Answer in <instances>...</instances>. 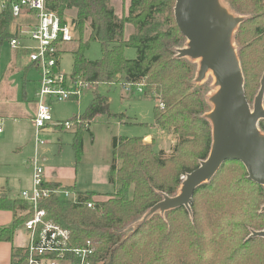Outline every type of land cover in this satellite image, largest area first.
<instances>
[{
	"label": "trees",
	"instance_id": "1",
	"mask_svg": "<svg viewBox=\"0 0 264 264\" xmlns=\"http://www.w3.org/2000/svg\"><path fill=\"white\" fill-rule=\"evenodd\" d=\"M44 1L46 10L55 13L62 24L69 23L77 35L76 44L68 51L60 48L55 55L54 72L60 71L62 54L67 52L73 57L63 87L70 83L124 86L143 79V95L156 101L152 110L154 126L174 139L167 154L155 151L152 143H145L141 137H112L108 171L112 192L76 193L73 202L51 194L40 202L44 221L67 234V248L92 242V264H264V240L251 237L253 232L263 230H252L247 239H242L243 219L251 221L255 217L264 223V212L255 214V203L243 195H239L240 201L234 202L233 209L223 208L213 186V179L224 167H240L244 171L240 162H225L208 183L199 186L190 211L181 207L144 219L164 196L178 194L180 177L198 168L208 157L212 143V127L206 118L211 105L201 94L202 85L195 82L196 63L176 57L185 38L174 21L175 0H128L127 13L121 18L109 6V0ZM220 3L232 16L243 20L232 35V42L236 44L243 90L249 103L250 92L264 75V0ZM0 11L1 47L16 38L18 30L12 26L15 18L10 9ZM69 11L74 12L70 22L65 20ZM127 25L133 33L126 37ZM91 43L99 45L100 59L85 58ZM128 47L135 51L133 59L124 57ZM21 55L27 57L26 52ZM108 104L109 98L95 91L77 118L79 121L76 117L69 120L77 126L72 133L76 161L83 151L82 135L89 133L94 119L100 115L116 118L106 108ZM258 128L264 134V120L258 122ZM183 158L188 159L187 164ZM242 177L229 181L224 189L232 192L244 186L255 191L257 184L246 179V172ZM44 187L51 192L70 190L58 183H45ZM196 199L207 205L198 207ZM238 204L244 207L238 209ZM0 210L13 213L12 224L0 228V242L12 243L15 231L31 219V210L23 200L3 195ZM26 258L27 247H12L10 264H26Z\"/></svg>",
	"mask_w": 264,
	"mask_h": 264
},
{
	"label": "rangeland",
	"instance_id": "2",
	"mask_svg": "<svg viewBox=\"0 0 264 264\" xmlns=\"http://www.w3.org/2000/svg\"><path fill=\"white\" fill-rule=\"evenodd\" d=\"M108 4L119 18L126 15L128 0H109ZM73 16L74 12L69 11L65 16V20L70 22V18ZM12 26L14 27V25ZM11 30L12 27H10ZM132 33L133 28L127 25L125 27V36L127 37ZM76 38L77 35H75L72 43L64 46L66 51H68L67 49L70 46L76 44ZM232 46L236 52V44L232 42ZM186 47L187 41L184 40V43L178 49ZM11 55L12 50L8 42H4L0 47V74L4 72L7 74V65L11 59ZM84 56L91 61L100 59L101 52L99 45L97 43H91L85 51ZM124 57L133 59L135 57V51L129 47L125 48ZM72 60V55L67 52L61 55L59 70L65 74V78H67L71 71ZM25 62V58L18 60L17 66L15 65L14 69L23 68ZM194 62L196 63V70L198 71L199 60H194ZM34 78L36 76L33 72H28L26 75L23 72H14L10 77L6 76L4 80H0V112L8 113L7 111L11 107L22 108L25 116H31L28 104L23 101V95L29 96L31 94L32 84L30 81ZM198 84L200 86L202 85L200 89L201 94L208 99L217 91L214 85L213 75L210 71L206 72L204 79ZM259 87L260 81L249 94V105L251 109ZM125 88V86L120 85H112L109 87L103 84L98 86L84 85L80 87L81 92L79 96L71 98L75 100H68L62 103L57 101L51 102L52 123H55L69 121L73 117L77 118L82 115L92 100L93 90L109 98L108 111L111 115H115L116 118L112 116L108 118L107 115H100L94 119L91 124L93 142L90 141V135L88 133H83V151L79 161H76L73 150L72 133L75 132L76 125H73L74 128L69 132H65L62 127L53 128H60L62 133L53 132L48 135L45 132L42 138L46 141V144L36 146L35 148L32 136L33 126L29 121L18 120L16 121L18 123L2 121L1 126L4 134L0 136V186L9 191L11 196H16L17 193H21L24 190L31 191L33 187L32 164L36 161L44 174L51 170H63L67 176H70V170L76 169V190L78 191L110 192L111 188L107 183V174L111 137L143 138L149 135L148 138H143L145 143L151 142L155 151L163 150L169 154V149L173 145L174 139L169 134L161 132L154 126L152 110L156 105L155 99L137 93H130ZM132 92H135V88L132 89ZM120 121H124L125 123H120ZM182 161L185 164L188 163L187 158H183ZM245 172V169L243 171L240 167H224L213 179V186L216 187L217 197L223 202V208L233 209L234 202H239V195H243L251 198L255 203L254 213L259 215L264 206L263 186L256 185L257 187L253 188L255 191H251L250 187L244 186L237 187L232 192L224 189L229 181H232L234 178H244L242 176ZM184 179L185 176H181L180 182L182 183ZM64 192L66 191H61L62 194ZM72 198L73 195L69 193V199ZM195 203L198 207L200 205H207L204 200L199 201V199L198 202L196 199ZM243 207L244 204H238V209ZM188 211H190V207ZM246 219H243L244 223H242L245 231L242 239H247L252 230H264V223H260L259 218L252 217L251 221Z\"/></svg>",
	"mask_w": 264,
	"mask_h": 264
},
{
	"label": "water",
	"instance_id": "3",
	"mask_svg": "<svg viewBox=\"0 0 264 264\" xmlns=\"http://www.w3.org/2000/svg\"><path fill=\"white\" fill-rule=\"evenodd\" d=\"M173 16L187 41L176 57L199 60L197 83L208 71L214 78L217 91L208 99L212 108L206 116L212 127V143L208 157L185 176L179 193L164 196L144 219L156 212L164 214L181 207L188 210L195 190L208 183L225 162H240L247 179L264 187V134L258 128V122L264 120V75L251 109L232 46V35L243 20L232 16L220 0H175ZM251 237L264 240V230L253 232Z\"/></svg>",
	"mask_w": 264,
	"mask_h": 264
},
{
	"label": "built area",
	"instance_id": "4",
	"mask_svg": "<svg viewBox=\"0 0 264 264\" xmlns=\"http://www.w3.org/2000/svg\"><path fill=\"white\" fill-rule=\"evenodd\" d=\"M9 8L13 18L31 14L35 23L18 29L16 38L9 42L12 49L26 52L27 60L38 71V87L36 91V112L32 119L35 145H44L42 138L46 127L52 122L50 102H66L79 96L81 83L68 84L64 73L54 72L56 67L55 55L60 48L68 46L75 39V31L69 24H62L60 18L53 12L46 10L44 0H0V10ZM143 79L136 84H125V90L130 93L143 95ZM87 86V85H86ZM135 88V92L132 89ZM78 118V117H77ZM78 122L79 120H77ZM64 130H70L74 123L65 121L57 124ZM56 125V126H57ZM2 126L0 122V133ZM33 167V187L31 191L21 192L19 198L31 210V219L24 225L29 240L27 245L26 264H92L95 246L86 241L82 247L67 248L68 236L59 227L44 221V211L39 209L40 202L51 194L69 199L70 191H52L44 187L43 170L36 161ZM71 195H73L71 193ZM91 207V204H88Z\"/></svg>",
	"mask_w": 264,
	"mask_h": 264
},
{
	"label": "crops",
	"instance_id": "5",
	"mask_svg": "<svg viewBox=\"0 0 264 264\" xmlns=\"http://www.w3.org/2000/svg\"><path fill=\"white\" fill-rule=\"evenodd\" d=\"M34 23H35L34 15H31V14L21 15L19 18H16L14 23H13L14 30H18L21 27H25L27 25H31ZM11 50H12V55H11V59L9 60L8 65H7V74L5 72L3 74H0V80L1 81L4 80V78L6 76L10 77L14 72H23L24 75H26L28 72H33L35 74L36 78H34L33 80L30 81L32 84L31 94L29 96H27L25 94L23 95V101L26 104H28L31 116H29V115H28V117L25 116V114L22 111V108L11 107L7 111L8 113L2 112V111L0 112V120H1L0 122L7 121L9 123H18V122H16L18 120H27L32 124L31 121L34 118L35 112H36L35 99H36V91H37V87H38V71L32 64H30L28 62L26 56L23 57L21 55L22 52H24V51L18 50V49L14 50L12 48H11ZM24 58H25L26 62H25V65L23 66V68L14 69L15 65L17 66V61L20 59H24ZM18 67H20V66H18ZM94 92H95V90H93V93ZM92 98H93V96H92ZM27 100H29V101H27ZM70 100H75V99H70ZM60 103H62V102H60ZM108 108H109V104H108ZM50 109H51V102H50ZM60 123H62V122H55V123L51 122V123H49L48 126L46 127L47 134L49 135L50 133H53V132L54 133L55 132L62 133L60 128H58L59 130L53 129L55 127H61V126L57 125ZM120 123H125V122L120 121ZM71 130L72 129L64 130V131L69 132ZM32 133H33L32 136H33V140H34V129H33ZM70 133H72V132H70ZM3 134L4 133H3V129H2L0 136H2ZM88 134L90 135V137H89L90 141L93 142V135L91 133V125L89 127V133ZM148 137H149V135H146L143 138H148ZM111 139H112V137H111ZM111 139H110V142H111ZM36 146L38 147L39 145H35V148H36ZM111 153H112V150H111V145H110V158H109V163H108V171H109V166H110V162H111ZM70 173H71L70 176H67L63 170H51V171L46 172L44 174V182L46 184L58 183L62 187L69 188L70 190H67V191H70L73 194V196H75L76 193H89V192L97 193V194H105V193H98V192H93V191H78V190H76V169L70 170ZM107 183H108V174H107ZM109 186L111 188V191L107 192V193L112 192V187H111V185H109ZM24 191H27V190H24ZM20 194L21 193H17L16 196H11V193L9 191L5 190L4 187L0 186V195L6 196L7 198L20 199L19 198ZM12 222H13V213L11 211H8V210H0V228L8 227L12 224ZM28 240H29L28 234L22 227V228H18L15 231L12 243L0 242V264H10V255H11L12 247H14V248L27 247Z\"/></svg>",
	"mask_w": 264,
	"mask_h": 264
}]
</instances>
